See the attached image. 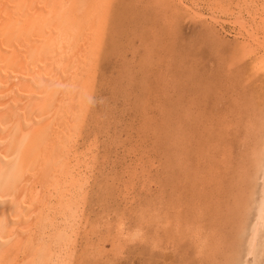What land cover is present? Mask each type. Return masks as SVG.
<instances>
[{
    "label": "bare ground",
    "instance_id": "bare-ground-1",
    "mask_svg": "<svg viewBox=\"0 0 264 264\" xmlns=\"http://www.w3.org/2000/svg\"><path fill=\"white\" fill-rule=\"evenodd\" d=\"M175 1L178 6L168 5L169 10L171 12L170 15H172L173 18L174 15L176 17V14L178 12L180 13L184 12L187 16L189 17L191 16V18H193L196 22L198 23L201 22L204 26L203 28L204 29L206 28L205 31L207 30L209 34L212 33L216 39L218 37H221L220 39L221 41L224 40L227 41V38H232L233 42L230 47L231 51L229 53L231 55L230 57L232 58L230 62L231 64L230 65L228 64L229 66H231L230 69L233 67L235 70L236 69L235 67L238 64L248 62L249 70H246L247 71L245 73L247 75L246 79L248 81H253L252 79L257 76L258 78H261L260 76L264 74V0H238V2L235 4L234 7L235 10L232 9L231 6L228 7L229 3L226 0H210L207 3V6H203L204 4L201 6V4L194 3L192 0H175ZM117 2L119 1L118 0H0V264H73L75 260L77 246L81 238V230L83 229L84 224L86 223L85 218L87 212H85V207L86 205H88L87 203H88V198L90 196V192L93 193L95 191V190L90 191L91 185L92 183H94L93 179H95L94 178L95 173H93V164L95 163L94 150L91 148L92 146H89L90 148H86L85 152L80 151V148H82L81 147L82 139L85 137V136L83 137L84 133L82 132V128L84 123L86 122L85 119L87 118V112L89 108L91 95L93 93V89L95 88V85L97 84L96 82L98 81L97 77L98 74L100 73L99 70H100L101 62L104 59L103 58L104 49L105 46L108 45L106 43L107 42L110 43V41L112 40L111 39L110 41H108L110 36L109 38L107 36L110 31L111 24H113L112 21H114L113 20L114 15L117 9L121 10V7L119 9V7L117 6ZM162 2H163L162 0H154V3H157L159 7L161 5L163 6ZM138 6H140V4ZM157 7L158 6H156L155 11H157ZM163 8L161 10L164 11L167 10L166 7L165 9ZM185 14L182 15L185 16ZM170 15L167 16L169 17L167 23L169 24V27L172 26L175 27L176 24L173 25L172 23L173 21ZM127 20L130 21L129 17ZM176 21L178 20H176L175 18V23H177ZM167 23L165 22L164 24L167 25ZM112 31L113 30H111V32ZM111 32L110 35H112ZM219 44H221V42ZM230 48H228V50ZM263 91L264 89L261 87L259 92L255 93L254 90L252 98L254 100L253 105L255 106L254 108L251 107L252 109L250 108L252 111L249 109L251 112L248 111V113L250 114L249 115L247 114V116L245 117L246 119L244 121H243L244 119L243 116H245L246 114L242 115L243 110L240 111L238 109V111L237 110L234 111L236 109L235 108L234 110L232 109L234 112H239V113L241 112L239 114V117L236 118L237 120L235 119L236 122L231 121L232 123H226V126H228L229 129L231 130L236 129V133L241 134L242 136L241 141H243L242 146L239 145L242 152L241 154L239 153L241 162L239 163V165H237L239 166V168L236 169V173H235L236 175L234 174L232 175H234L237 178V180H242L245 178L244 182L246 180L247 183H244V185L249 184L248 185L249 187H247L245 190L242 188L244 192L245 191L247 192L245 193L247 196L246 198L248 200V202L246 203L247 204L246 208L243 206L244 205L243 203L242 206L243 208H245V210H247L246 213L249 215L248 216L249 218L247 217L248 218L247 223H244L242 226L239 224L241 227L239 226L240 228L237 229V233L234 236V245L233 243L232 245H230L232 247L231 249H233L232 264H264V92ZM243 106L241 107L242 109L245 108V107L243 108ZM245 109H247V107ZM254 109L256 110V113L254 112L255 111ZM243 112L245 113V110ZM226 114L228 115V113ZM223 122L225 123L226 121L223 120ZM228 127H226V129H228ZM85 129L86 128H84V130ZM226 129L224 130L223 128L224 131H228ZM236 133L235 135H237ZM102 134L103 133H100V135ZM237 136L240 137L239 135ZM85 139L86 137L84 138V141ZM84 141L82 142L83 145L85 144ZM227 146L225 147L227 148ZM224 149L223 152L225 151ZM225 153H227V151ZM245 154H246V160L244 158ZM182 155L183 154H181V156ZM249 155H251L250 158H248ZM224 156L225 155H222V158L220 157L223 160V162L226 165L228 164L232 166V162H233L231 158L232 156L228 157V154L226 155L227 156L226 158H224ZM205 158L207 157H204V159ZM143 162L145 161L143 160ZM190 163L187 164L190 165ZM208 165L205 167H208ZM200 167L201 166H199V169ZM201 168L205 169L204 166ZM207 169L208 168H206V170ZM230 170H224L223 173L225 177L228 176L227 174L230 173ZM201 171L199 170V172ZM205 171L203 170V174ZM214 172L215 171H213L212 173ZM211 174L208 175L212 177ZM197 176L201 177V175H196V177L194 176L195 183L193 187L200 189L202 187L201 184L203 182L202 179H204L203 178L204 176L201 177L202 179ZM214 176L216 179L217 176L216 175ZM224 176L222 178H224ZM231 179L234 181L235 178L232 177ZM218 182L220 183L221 180H219ZM219 183H217L216 181V184ZM232 184L234 186H238V184L235 181ZM217 186H215L216 188L213 187L215 189L212 192L213 194H215V192L216 194H218L220 190L222 191V189H224L225 191L226 189L223 188V185L222 187L218 186V188ZM237 188H239V186ZM209 189L207 192H210ZM174 190L175 189H173V191ZM230 190L231 192H235L236 194L238 193L237 192L238 189L235 190L230 188ZM133 191L135 192V190ZM238 191L244 193L243 191H241V189ZM243 195L241 196V198L243 197ZM173 197L174 196H172V198ZM238 198H240V195ZM174 200L171 199L172 202ZM234 200H236L235 197ZM240 200L243 202L242 199ZM97 202L101 203L100 200H98ZM237 202L239 203L240 201L237 200ZM207 203L209 202L207 201ZM152 206L150 204L149 208L148 207L147 208L150 209V207L152 208ZM200 206L198 207L199 209L202 208V207L200 208ZM242 206L240 204L241 209ZM209 207L207 205V208ZM145 208L142 210L145 211ZM207 208L203 210H206ZM220 208L218 206V209ZM153 209L154 211L156 210L155 208ZM103 211L107 212L105 210ZM194 211H196V209ZM91 212L93 211L91 210ZM109 212L110 214L112 213L111 210H109ZM147 212L149 211L147 210ZM231 212H233V210ZM194 213L195 212L192 213L193 217L194 216L198 217ZM120 214L122 215V212ZM150 214L152 216L151 212ZM203 214H207V213L204 211ZM117 215L119 216V214ZM143 215L145 216V213ZM192 215H190L189 217H192ZM237 215L240 216L239 214ZM108 216L105 214V216H101V217L102 219L104 217H107L106 219H110ZM158 216L160 217V214ZM184 216H185L184 219H186V215ZM221 216L218 215V217L220 218ZM127 217L128 216H126L125 218ZM218 217L216 216L217 219ZM166 218H169V216ZM173 219L175 220L173 221ZM173 219L171 220L170 218L169 220L167 219L168 225L164 227V230L167 231L169 228H171L172 230L174 229L172 233L176 237V235H180V233L182 232L181 229L183 227L182 225L183 223L180 222L182 220L181 217H174ZM198 219L200 218L198 217ZM217 219L215 220L217 221ZM142 220L143 222L145 221L144 217H142ZM190 220L191 219H189L188 221L190 222ZM194 220L196 221L197 218H194ZM211 220L213 221V219ZM235 220L237 219L235 218ZM163 221H165V219ZM137 222L138 220L136 221V223ZM166 222H164V224ZM173 222L175 223V226L172 225ZM200 222L201 223L199 222L196 223H199L201 225L203 223V220L201 221L200 219ZM205 222L206 221H204V224L206 225ZM108 223L107 225L109 226ZM191 223L193 224L192 220L190 224ZM125 225L126 224L123 222L119 223L118 226L119 234L117 233V237L119 236L117 240L119 242L121 241L123 242L124 239H127V241H131L134 239L145 240L143 229L141 227H139V229L131 231L130 229H128V227H126L127 225L126 226ZM212 225H213L212 227L214 228L215 226L214 222ZM92 226L93 224H91V227ZM201 226L199 227V229H201L202 231ZM88 227L89 225L87 226V229ZM195 227L196 226H193L191 228L190 226L188 231H190V235L191 234L193 235L191 237H194L193 238L194 244L200 249L203 248L200 254L202 255L204 251L208 250V248H210L209 249V251L211 250L210 252H212V249L216 250L215 247H213V245H216L215 241L214 244H210V242L212 243V239L210 240L208 235H204V232L203 234L202 232L197 233L199 229L196 227V230L198 229L196 231ZM171 229L168 231H171ZM203 230L205 231V229ZM218 230L220 229H216L215 232H219ZM108 237L109 236H107V238ZM214 239L216 240V237ZM217 244H219V242ZM118 245L119 244L117 243V246ZM119 247L121 248V246L120 245L118 246L117 249L118 251H119ZM199 248L197 249L199 250Z\"/></svg>",
    "mask_w": 264,
    "mask_h": 264
},
{
    "label": "rangeland",
    "instance_id": "rangeland-1",
    "mask_svg": "<svg viewBox=\"0 0 264 264\" xmlns=\"http://www.w3.org/2000/svg\"><path fill=\"white\" fill-rule=\"evenodd\" d=\"M118 1L119 2H117V6L119 7V9L121 7V10L117 9L114 15V21H112L113 24H111L112 29L110 28V31L107 36L108 38L110 36L108 41L112 39V42L110 41L111 44L109 42L106 43L110 45L105 46L103 54L104 59L101 62L99 70L100 73L97 77L98 81L96 82L97 84L93 89L87 112V118L85 119L86 122L84 121L85 123L82 128V132L84 133L83 137L85 136L86 139L85 141V137L82 139V142L84 141L85 144L83 145V143L81 142L82 148H80V151L85 152L86 148H90L89 146H92L91 148L94 150L95 163L93 164V173H95V179H93L94 183H92L90 191H95L93 193L90 192V196L88 198L87 203L88 205H86L85 207V212H87L85 218L86 223L84 224V227L81 230V238L77 246L76 256L73 264H232L233 249H231L232 247L230 245H232V243L234 245V236L237 233V229L240 228L244 223H247V219L249 218V215L246 213L247 210H245L247 206L246 203L248 202L246 198L247 192L245 191V193L243 191V189L245 190L247 187H249V184L244 185V183H247L246 180L244 182L245 178L242 180H237V178L234 176L236 175V169L239 168V166L237 165H239V163L241 162L240 154L242 152L240 146H242L243 141H241V134H237L236 129H232L233 131L229 129V127L226 126V123H232L231 121L236 122V118L239 117V114L241 112L239 113L234 111H238V109L240 111L245 110V113L242 111V115L246 114L245 116H243V121L246 119L245 117L247 116V114H250L248 113V111L251 112V109L255 106L253 105L254 100L252 98L254 90L256 93L260 91V87L264 89V74L260 76L261 78H258L257 76L252 79L253 81H248L246 79L247 75L245 74L247 72L246 70H249L248 62L240 63L235 67V70L233 67L231 68L233 70H231V66L229 65L231 64L230 62L232 57H230L231 55L229 53L231 51L230 47L233 42V39L227 38V41H221V37H218L219 39H216L212 33L209 34L207 30L205 31L206 28H203L204 26L201 22H196L193 18H191V16H187L184 12H178L179 14L177 13L176 17L174 15L173 18V16L170 15L171 12L169 10L168 5L178 6L175 0H162L163 6L161 5L160 7L157 3H154V0H137V2L136 0ZM192 1L194 3L201 4V6L203 4V6H207V3L210 0ZM226 1H228L229 3V6H227H231L232 9L235 10L234 7L238 0ZM139 4L141 7L138 6ZM156 6H158L157 11H155ZM165 7L168 11L161 10L162 8L165 9ZM182 14H185V16ZM155 15H159L160 17L158 16V18ZM169 15L173 21V25L176 24L175 27H169V24L167 23V20L169 18L167 16ZM164 16H166L167 18ZM128 17L130 21L127 20ZM175 18L176 20H178L176 21L177 23H175ZM165 22L167 23V25L164 24ZM199 24L201 27L199 26ZM111 30L113 31L111 32ZM110 32L112 35H110ZM218 42H221V44H219ZM224 46L227 49H225ZM228 48L230 49L228 50ZM242 83H244L245 85ZM241 105H244L243 108L247 107V109H242ZM136 106L138 109L136 108ZM232 109L235 110L233 111ZM254 112L256 113V110ZM226 113H228V115ZM222 119L226 122L224 123ZM226 127H228V129H226ZM84 128H86L85 130L88 132H86ZM223 128L224 130L226 129L229 132L224 131ZM100 133L103 134L100 135ZM235 133L240 137L235 135ZM87 135H90L92 138L90 136L88 137ZM225 146H227V148ZM223 149L225 150L224 152ZM226 151L227 153H225ZM181 154L183 155L181 156ZM227 154L228 157L232 156L231 158L233 162L230 161L232 162V166L228 164L226 165L221 159L222 155H225L224 158H226ZM204 157L207 158L204 159ZM250 157L251 155H249L248 158ZM244 158L246 160V154L244 155ZM178 159H180L182 162L185 161V164ZM143 160L146 162V164L145 162H143ZM139 161L141 162L142 166ZM235 161L238 163H236ZM187 163H190L192 167ZM149 165L152 166L150 167ZM207 165L208 167H205ZM199 166H204L205 169L201 167L199 169ZM206 168L208 169L206 170ZM199 170L202 171L199 172ZM203 170H206L205 172L207 173L204 172L203 174ZM224 170H230V173H228V176L226 177L223 173ZM213 171L215 172L212 173ZM195 174L201 175V177L204 176V179H202L200 176H197L203 180L201 184L202 187L200 189L193 187L195 183L194 176L196 177ZM208 174H211L212 177ZM214 175L217 176L216 179ZM223 176L224 178H222ZM232 177L235 178L234 181L238 184L239 188L241 185L240 189L244 193L239 192L238 190L240 189L237 188L238 186H234L232 184L234 182L231 179ZM207 178L211 180H208ZM219 180H221L220 183L218 182ZM216 181L219 184H216ZM96 184L98 187L96 186ZM217 185L220 187H222L223 185V188H226L225 191L224 189H222V191H219L220 193L218 192V194H216L215 192V194H213L212 192L213 190H215L214 188H216L215 186ZM230 188L235 190L238 189V193L236 194L235 192H231ZM173 189H175L176 191H173ZM208 189L211 193L207 192ZM133 190H135V192ZM170 190L173 191V194ZM192 192L194 193L195 197ZM238 194L240 195V198H238ZM241 194L245 195H243V197L241 198ZM172 196L174 197L172 198ZM234 197L236 200H234ZM171 199H175L173 201L174 203L171 201ZM240 199H244L243 202ZM98 200H100L101 203H98ZM237 200L240 202L238 203ZM207 201L209 203H207ZM105 203L107 206L105 205ZM216 203L219 208L221 207V210L218 209ZM150 204L151 206H153L152 208L150 207V209H148ZM240 204L241 206L243 205L245 208H243L242 206L241 209ZM174 205L177 206L175 207ZM198 205H201L200 208H202L199 209ZM207 205L208 207L212 205L213 206L207 208ZM141 208H145V211ZM153 208H155L156 210L154 211ZM205 208H207L208 210H203ZM231 208L233 212H231ZM108 209L111 210V214ZM146 209L149 212H147ZM193 209H196V211H194ZM91 210L93 212H91ZM103 210L107 212H104ZM204 211L207 214H203ZM121 212L122 215L120 214ZM150 212L152 213V216ZM193 212H195L194 214L198 216L201 221L203 220L202 224H204V221H206V225L201 224V226L199 224L201 223L200 219L195 216L193 217ZM234 212L236 215L234 214ZM142 213H145V216ZM218 213H220L222 216ZM105 214L107 216L109 215L108 217L111 220L106 219L107 217H104L103 221L101 216H105ZM117 214H119V216ZM159 214L160 217L158 216ZM217 214L221 216V218L218 217ZM237 214L241 215L238 216ZM184 215H186V219H184ZM190 215H192V217H189ZM97 216L101 218H98ZM126 216L128 217L125 218ZM168 216L170 220L174 217L182 218V220L180 221L183 223V227L181 226V236L176 235L175 237L172 233L174 229L172 230L171 228H169L168 230L171 229V231L164 230V227L168 225L169 218H166ZM216 216L219 220L216 218ZM142 217H144L145 219L144 222L142 220ZM187 218L188 220L191 219L193 221V224H190L191 220L189 222ZM194 218H197V220L195 221ZM210 218L213 219V221ZM235 218L237 220H235ZM98 219H100L101 221ZM146 219L148 220V222ZM162 219H165V221H163ZM215 219H217V221ZM137 220L138 222L136 223ZM174 220L175 219H173V221ZM121 221L125 223L127 225L125 226L128 227V229H130L131 231H134L141 227L143 229L145 240L134 239L131 241H127V239H124L123 242L121 241L122 243L119 242L117 240V238L119 237H117V233L119 232L118 226L119 223H122ZM164 222L166 223L164 224ZM213 222L215 226L217 225L216 227L214 226V228L212 227ZM107 223L110 227L107 225ZM91 224H93L92 227ZM88 225L89 227L87 229ZM172 225L175 226V223L173 222ZM199 225L202 227V231L201 229H199ZM190 226L191 228L193 226H196L199 229V231H197L198 229L196 230L195 227L197 233L202 232L203 234L204 232V235H208L209 239H212V243L210 242V244H214L215 241L216 245H213V247H215L216 250L212 249L213 253L210 252L211 250L209 251L210 248H208V250L204 251L205 254H202L204 256L200 254L203 248L200 249L194 244V237H191L193 235H190V231H188ZM215 228L220 229L218 230L219 232H215ZM203 229H205V231ZM107 236L111 237L107 238ZM159 237L163 239L161 240ZM215 237L217 241L214 239ZM218 242L219 244H217ZM117 243L121 246V248L119 247V251L117 250L119 246H117ZM197 248H199L200 251Z\"/></svg>",
    "mask_w": 264,
    "mask_h": 264
}]
</instances>
